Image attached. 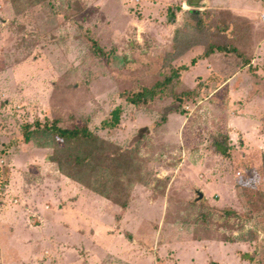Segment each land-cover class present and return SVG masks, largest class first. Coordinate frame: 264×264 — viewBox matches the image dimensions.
Wrapping results in <instances>:
<instances>
[{"label": "rangeland", "instance_id": "obj_1", "mask_svg": "<svg viewBox=\"0 0 264 264\" xmlns=\"http://www.w3.org/2000/svg\"><path fill=\"white\" fill-rule=\"evenodd\" d=\"M204 3L0 0V264H264V0ZM53 123L122 152L93 169L126 209L25 142Z\"/></svg>", "mask_w": 264, "mask_h": 264}, {"label": "trees", "instance_id": "obj_2", "mask_svg": "<svg viewBox=\"0 0 264 264\" xmlns=\"http://www.w3.org/2000/svg\"><path fill=\"white\" fill-rule=\"evenodd\" d=\"M203 0H186L188 7L191 9L200 8ZM215 51L223 53L226 50L222 47H217ZM227 52V51H226ZM214 50L209 48L203 55L205 58H210L214 56ZM195 64V59L192 62ZM187 67H182L181 71H187ZM180 73L176 72L172 77L167 78L164 82L160 83L154 89H145L141 93L136 94L130 100L129 103L135 106L146 104L148 101L153 100L156 96L160 95L162 88L169 85L173 82V79L179 78ZM192 93V92H190ZM188 93V94H190ZM179 107H168L164 109V119H167V116L174 112H179ZM182 113V111H181ZM122 116L121 107H117L110 114V119L102 123V129H115L119 126ZM27 126L24 131V140L26 143L31 142L34 139L39 137H46L50 140V144L40 145V147H51L54 148V154L48 157L49 161L57 164L61 174L72 179L74 182L83 186L84 188L90 190L94 194L111 200L116 205L120 206L122 209H126L129 205V194H127L126 186L121 184V189L116 187V191L108 189L105 185L103 176L94 173L95 165L101 164L104 160L109 159L101 151H105V145L107 142L93 134L88 128H72V129H63L60 128L56 123H53L50 126L41 127L39 124L36 125L34 129ZM60 141L62 142V147L60 146ZM73 149L77 150L74 155L63 156L64 149ZM217 150L219 147H215ZM122 152L111 154L109 159L112 162H118L122 157ZM221 155H225V151H220ZM118 157V158H116ZM127 172V170L125 171ZM140 172V171H139ZM126 176V174L124 175ZM132 186L136 183H133L131 179L127 180ZM144 186H147V181L138 179L137 181ZM132 184V185H131ZM120 190V191H119Z\"/></svg>", "mask_w": 264, "mask_h": 264}, {"label": "crops", "instance_id": "obj_3", "mask_svg": "<svg viewBox=\"0 0 264 264\" xmlns=\"http://www.w3.org/2000/svg\"><path fill=\"white\" fill-rule=\"evenodd\" d=\"M204 2H205V0L202 1V5L200 6V8H196V9H202V8H205V5H206V4H205ZM184 6H185V8L188 7V5H187V3H186V0H184ZM186 6H187V7H186ZM188 8H190V7H188ZM203 55H204V54H203ZM203 55H202V57H203ZM199 57H201V56H199ZM194 59H197V60H198L199 58L196 57V58H194ZM204 59H205V61L208 62L209 60H207V59H210V58H204ZM201 60H203V59H201ZM201 60H198V61L200 62ZM234 80H236V79H232L231 82H234ZM230 84H231V83H230ZM200 193H201V192H200ZM201 194H202V193H201ZM202 198H203V197H202Z\"/></svg>", "mask_w": 264, "mask_h": 264}, {"label": "water", "instance_id": "obj_4", "mask_svg": "<svg viewBox=\"0 0 264 264\" xmlns=\"http://www.w3.org/2000/svg\"><path fill=\"white\" fill-rule=\"evenodd\" d=\"M203 196H202V194H200V198H202Z\"/></svg>", "mask_w": 264, "mask_h": 264}, {"label": "built area", "instance_id": "obj_5", "mask_svg": "<svg viewBox=\"0 0 264 264\" xmlns=\"http://www.w3.org/2000/svg\"><path fill=\"white\" fill-rule=\"evenodd\" d=\"M263 20H264V17H263Z\"/></svg>", "mask_w": 264, "mask_h": 264}]
</instances>
